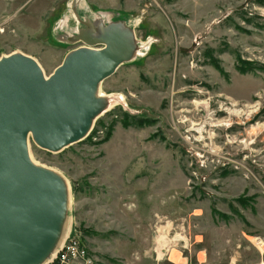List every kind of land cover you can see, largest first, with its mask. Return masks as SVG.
<instances>
[{"label":"rangeland","instance_id":"rangeland-1","mask_svg":"<svg viewBox=\"0 0 264 264\" xmlns=\"http://www.w3.org/2000/svg\"><path fill=\"white\" fill-rule=\"evenodd\" d=\"M70 1L0 0V58L49 76L84 44L55 32ZM86 1L79 18L121 23L140 53L102 81L123 103L82 140L29 139L67 184V236L95 264H264V0Z\"/></svg>","mask_w":264,"mask_h":264},{"label":"water","instance_id":"water-1","mask_svg":"<svg viewBox=\"0 0 264 264\" xmlns=\"http://www.w3.org/2000/svg\"><path fill=\"white\" fill-rule=\"evenodd\" d=\"M85 25L74 39L86 46L49 76L24 53L0 58V264L43 263L67 220V184L33 163L30 137L52 152L82 140L104 110L100 84L134 57L135 35L121 23Z\"/></svg>","mask_w":264,"mask_h":264},{"label":"bare ground","instance_id":"bare-ground-1","mask_svg":"<svg viewBox=\"0 0 264 264\" xmlns=\"http://www.w3.org/2000/svg\"><path fill=\"white\" fill-rule=\"evenodd\" d=\"M87 5L88 4H87L86 0H71L70 3L68 4V12L58 22L55 32L66 30L65 28L72 27L74 30L71 31V33H69V36L72 39H74V38H76V36L79 35L81 28H83V24H85V22L94 21L95 23H97V22L104 19L101 16L96 17L94 14L89 16L90 18L86 17L87 19L79 18L80 17L79 13H81V10L89 11L87 9L88 8ZM86 14H88V13H86ZM88 15H90V14H88ZM70 17L75 18V23L73 24V26H71V24H70L71 23V21L69 20ZM82 46H86V44L84 43ZM98 48H100V47H98ZM139 53H140V49L138 48L137 51L135 52V55H138ZM135 55H134V57H132V59L135 58ZM97 95H98V97L99 96L105 97V101L102 102L104 110L101 114L108 111L110 108L113 107V105L123 103V101H122L123 97H121L120 95H118V96L117 95L116 96L110 95L109 96L100 89V86H99V89L97 90ZM28 143H29V141H28ZM68 230H69L68 219L66 220V218H65L61 224V229H60L59 235L56 239V242L54 244L55 248H54L53 252L63 243V241L67 237ZM259 242H260V244L262 243L261 241H259Z\"/></svg>","mask_w":264,"mask_h":264},{"label":"built area","instance_id":"built-area-1","mask_svg":"<svg viewBox=\"0 0 264 264\" xmlns=\"http://www.w3.org/2000/svg\"><path fill=\"white\" fill-rule=\"evenodd\" d=\"M41 264H95L77 235H70Z\"/></svg>","mask_w":264,"mask_h":264}]
</instances>
